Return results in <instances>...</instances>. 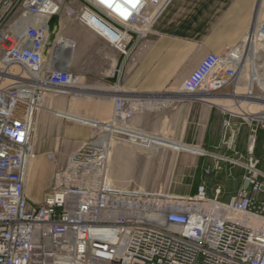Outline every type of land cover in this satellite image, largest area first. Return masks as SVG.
Returning a JSON list of instances; mask_svg holds the SVG:
<instances>
[{
    "label": "built area",
    "instance_id": "1",
    "mask_svg": "<svg viewBox=\"0 0 264 264\" xmlns=\"http://www.w3.org/2000/svg\"><path fill=\"white\" fill-rule=\"evenodd\" d=\"M65 1L0 0V264H264V174L252 157L253 135L264 129V86L255 80L249 95H237L235 89L229 94L235 106L257 108L263 119L229 113L253 135L245 161L237 153L223 158L245 171L247 184L228 202L218 200L220 188L210 199L203 187L194 196H180L124 187L107 178L108 140L152 145L138 132L123 134L139 112L137 103L124 96L113 98L111 117L102 123L104 131L98 130L104 135L81 143L64 164L55 166L39 203L27 198L34 111L47 94L77 81L61 60L68 52L59 46L60 26L51 35V21L64 12L73 15L79 25L130 57L169 0H83L80 6L77 0ZM256 40L264 43V26ZM245 43L207 55L179 89L206 99L233 87L247 55ZM223 128V146L234 153L237 132L230 131L229 119ZM102 137L107 138L97 142ZM47 159L56 163L52 154Z\"/></svg>",
    "mask_w": 264,
    "mask_h": 264
},
{
    "label": "crops",
    "instance_id": "2",
    "mask_svg": "<svg viewBox=\"0 0 264 264\" xmlns=\"http://www.w3.org/2000/svg\"><path fill=\"white\" fill-rule=\"evenodd\" d=\"M261 26H264V0H169L152 24L148 36L130 57H123L118 52V59L113 62L105 58L112 62L111 67L116 68L115 86L118 90L112 89L115 86H104L110 88L104 89L79 84L74 88L76 90L58 93H88L87 96H95L83 97V108L90 103L95 110L98 105L104 117L103 123L111 117L114 97H130L128 99L139 104L141 109L130 120L129 129L156 139L152 140L150 147H140L142 150L151 153L157 146L174 152H188L174 154L170 151L185 157L176 165L177 179L171 178L165 183L166 188L173 195L194 196L197 189L203 187L206 197L210 199L214 198V190L220 188L218 200L228 202L244 186L245 171L230 165L223 158H236L237 153L243 161L246 160L250 129L244 121L231 119L228 112L207 102L202 95L189 94L179 88L207 55H220L245 39L250 40L252 32ZM65 48L72 50L69 42L65 43ZM83 88L90 91L79 92ZM228 88L217 97L231 99V89ZM81 108V105L76 106L77 110ZM38 110L41 111L36 116L35 137L37 127L43 125L46 119L40 114L50 112L42 107ZM52 112L57 118L69 121L57 131L53 142L56 165H62L69 154L87 141L89 134L81 125L94 126L96 120L81 116V112ZM227 119L231 123L230 131L237 132L234 153L223 146V122ZM169 130L171 134L166 136L165 131ZM113 147L108 164L116 161L115 165L119 168L126 152L123 149L113 152ZM42 156L36 153L28 164V174L31 173L33 183L34 176L39 173L38 166L43 163ZM43 166L44 180L37 185L41 192L30 196L33 203L40 201L43 188L55 170L53 164L45 163ZM186 168L198 173L195 178L189 176L187 186L188 178L183 174ZM258 170L264 174L263 160L259 162ZM33 186H36L35 183Z\"/></svg>",
    "mask_w": 264,
    "mask_h": 264
},
{
    "label": "rangeland",
    "instance_id": "3",
    "mask_svg": "<svg viewBox=\"0 0 264 264\" xmlns=\"http://www.w3.org/2000/svg\"><path fill=\"white\" fill-rule=\"evenodd\" d=\"M68 1L69 0H66L65 2L67 3ZM75 4L77 6L83 5L84 1L77 0ZM64 6L67 5L65 4ZM56 25L57 27L60 26L59 41L64 44L69 42L71 44V48L73 45L75 47L74 49L72 48L71 52V72L78 79V83L89 88L101 87L104 89H110L105 88L104 86H115V80L117 77L116 68L111 66L112 62L118 59V52L104 43L93 32L79 25L74 19L73 15L64 12L56 20L53 19L50 23L51 35L55 33ZM105 58H110L112 62L109 59L106 60ZM80 91L87 92L90 91V89L83 88L79 89V92ZM87 95L88 93H77L72 95L55 92L45 99L42 108H46L50 112L40 114L46 117V119L43 125H39L37 127V133L35 137L34 156L36 153L43 155V163L42 165L38 166L39 173L34 176V183L36 186H30L31 184L29 185V181L26 176L25 192L27 198L30 201V196L32 194L41 192L40 189L37 188V185L44 180V173L42 172L44 170L43 165L45 163L53 164L55 169L56 163L49 161L47 159V155L52 154L55 156L53 142L56 138V133L59 129H61V127L69 123V121L65 118H57L52 111L63 113L74 112L77 114L78 112H81V116H87L92 120L104 122V117H102V112L100 111L98 105L95 107V110L90 107V103H88L85 109L83 108V97H95ZM77 105H81V110L76 109ZM81 127H83L85 132H88L89 134L86 138L87 141L91 140L92 138H98L104 135V133L99 132L100 130L98 128L94 129L83 125H81ZM154 133L156 134L157 132ZM170 134V130L165 131L166 136ZM250 135L253 134L250 132ZM250 135H248V137ZM253 136L255 141L252 157L258 160V162H261L262 160L264 161V129L260 127L257 128L256 133ZM107 144L110 149L114 146L113 152H115L117 149H123L126 152L123 162L119 168H117L115 165L116 161H114L111 165L108 164L109 166H107V178L112 183L124 187L136 185L141 189L151 192L172 194V191L166 188L165 183H168L171 178L174 180L177 179L176 176L178 168H176V165L178 161L180 162L182 158L185 157L182 154H174L188 152H174L168 148L155 146L153 151L150 153L148 151L142 150V148L138 146L130 145L125 142L113 143V141L108 140ZM170 151L174 154H172ZM246 154L247 159V150ZM192 171V169L190 170L189 168H186L185 172L183 173L184 176L188 178L186 180L185 186L189 185L190 183L189 176L192 175L193 178H195L198 175V173H192ZM53 173L54 170L49 176L48 184L45 187L43 186L44 188L42 196L40 195V201L50 186Z\"/></svg>",
    "mask_w": 264,
    "mask_h": 264
},
{
    "label": "bare ground",
    "instance_id": "4",
    "mask_svg": "<svg viewBox=\"0 0 264 264\" xmlns=\"http://www.w3.org/2000/svg\"><path fill=\"white\" fill-rule=\"evenodd\" d=\"M137 28H138L139 33H144L146 30L143 28L142 25H139ZM257 32H258V30L255 32H252L253 35L250 38V40L248 38L244 40V41H246L245 49L247 50V55H246V57H244V59L242 61V65H241V68L238 72L235 85L233 87L229 88V89H235V93L237 95H246L247 96L252 91H254L256 88V85L253 83L254 80L256 81L258 87L264 86V44L257 42V40H256L257 39ZM59 46H60L61 50H63V51L65 50L68 52L67 53L68 55L63 56V58L61 60L71 67V65H72V54H71L72 50L69 48H65V44L62 43L61 41H59ZM78 85H79V83H78V79H77L76 83L72 87L65 89L63 91H58V92H65V91L74 89ZM253 85H254V89H253ZM113 89L118 90L119 88L117 86H115V87H113ZM225 89H227V88H225ZM74 90H76V89H74ZM53 94H54V92H53ZM50 95H52V92L47 94L43 98V101L39 104V107H37L34 111L35 122H32V127H31L32 128L31 144L33 146V149H34V143H35L36 116L39 113V111H41L38 109L43 106L45 99L47 97H49ZM128 98H130V97H128ZM206 101L213 104V105L218 106L220 109H222L223 111L228 112V113H236V114L243 115L244 117H250L253 119H257V120L263 119V115L260 114V112L257 110V108L249 107V106H247L248 104L246 105L245 103H242L240 106H235L232 103L231 99L224 98V97H208V98H206ZM136 105H137L136 110H140L141 107L139 106V104H136ZM102 123L103 122L95 121L94 126H90V127L91 128H98L100 131H104ZM123 131H124L123 132L124 135L127 134V136H130V137L134 136V134L137 135V132L132 131L131 129H129V127H124ZM138 134L143 135V138L148 139L149 142H152V140H156L153 138H149L148 136H146L144 134H141V133H138ZM105 138H107V137H102V138H100L101 140H98L97 142H99V143H101L102 141L104 142ZM30 175H31V173L28 174V167H27L26 176H27V179L29 181V185L31 184L30 186L33 187V185H34L33 177H31Z\"/></svg>",
    "mask_w": 264,
    "mask_h": 264
},
{
    "label": "water",
    "instance_id": "5",
    "mask_svg": "<svg viewBox=\"0 0 264 264\" xmlns=\"http://www.w3.org/2000/svg\"><path fill=\"white\" fill-rule=\"evenodd\" d=\"M246 188H247V184L244 185V189H246Z\"/></svg>",
    "mask_w": 264,
    "mask_h": 264
}]
</instances>
